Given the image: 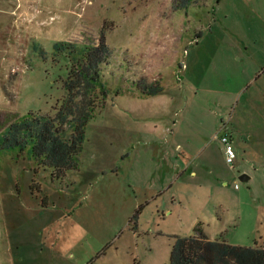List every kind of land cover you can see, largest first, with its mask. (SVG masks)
Wrapping results in <instances>:
<instances>
[{
  "label": "rangeland",
  "instance_id": "1",
  "mask_svg": "<svg viewBox=\"0 0 264 264\" xmlns=\"http://www.w3.org/2000/svg\"><path fill=\"white\" fill-rule=\"evenodd\" d=\"M101 34L77 167L0 151V264H169L196 225L264 248V0H0V132L65 97L56 42Z\"/></svg>",
  "mask_w": 264,
  "mask_h": 264
},
{
  "label": "trees",
  "instance_id": "2",
  "mask_svg": "<svg viewBox=\"0 0 264 264\" xmlns=\"http://www.w3.org/2000/svg\"><path fill=\"white\" fill-rule=\"evenodd\" d=\"M54 48L68 64L63 80L65 97L53 114L29 111L11 121L0 132V151L27 152L61 174L77 167L85 126L108 94L101 68L110 52L103 34L95 44L61 40ZM139 86L143 93L162 89L157 81L142 80ZM169 264H264V248L230 244L224 238L212 239L196 225L194 234L175 239Z\"/></svg>",
  "mask_w": 264,
  "mask_h": 264
},
{
  "label": "built area",
  "instance_id": "3",
  "mask_svg": "<svg viewBox=\"0 0 264 264\" xmlns=\"http://www.w3.org/2000/svg\"><path fill=\"white\" fill-rule=\"evenodd\" d=\"M220 141L223 144V150L225 153V159L228 164L232 165L235 153L233 147L229 141V138L226 135L221 136ZM235 187L238 188V184H235Z\"/></svg>",
  "mask_w": 264,
  "mask_h": 264
},
{
  "label": "water",
  "instance_id": "4",
  "mask_svg": "<svg viewBox=\"0 0 264 264\" xmlns=\"http://www.w3.org/2000/svg\"><path fill=\"white\" fill-rule=\"evenodd\" d=\"M240 177H241V179L244 180V181L248 179V176H247L246 174H241Z\"/></svg>",
  "mask_w": 264,
  "mask_h": 264
}]
</instances>
